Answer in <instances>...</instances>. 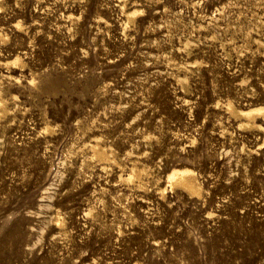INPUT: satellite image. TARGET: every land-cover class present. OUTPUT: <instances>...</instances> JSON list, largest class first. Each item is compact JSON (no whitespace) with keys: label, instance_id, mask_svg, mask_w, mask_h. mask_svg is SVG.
I'll return each instance as SVG.
<instances>
[{"label":"rangeland","instance_id":"obj_1","mask_svg":"<svg viewBox=\"0 0 264 264\" xmlns=\"http://www.w3.org/2000/svg\"><path fill=\"white\" fill-rule=\"evenodd\" d=\"M0 264H264V0H0Z\"/></svg>","mask_w":264,"mask_h":264},{"label":"bare ground","instance_id":"obj_2","mask_svg":"<svg viewBox=\"0 0 264 264\" xmlns=\"http://www.w3.org/2000/svg\"><path fill=\"white\" fill-rule=\"evenodd\" d=\"M168 178L172 186L176 185L184 188L189 193H199L200 191V187L196 184L192 171L187 168L173 170L168 175Z\"/></svg>","mask_w":264,"mask_h":264}]
</instances>
